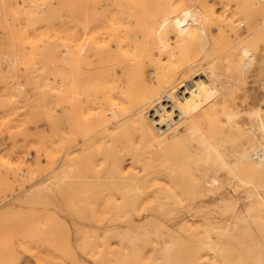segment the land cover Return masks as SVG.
I'll list each match as a JSON object with an SVG mask.
<instances>
[{
	"label": "rangeland",
	"instance_id": "1",
	"mask_svg": "<svg viewBox=\"0 0 264 264\" xmlns=\"http://www.w3.org/2000/svg\"><path fill=\"white\" fill-rule=\"evenodd\" d=\"M200 67L233 74L222 101H206L222 123L221 160L91 130L108 99L126 109L150 83ZM262 91L264 0H0V264H196L207 232L232 228L237 206L212 199L238 186L221 163L235 159ZM206 172L221 174L216 190ZM255 179L238 187L244 206L264 192ZM188 205L198 232L179 229ZM235 245L227 264L259 263Z\"/></svg>",
	"mask_w": 264,
	"mask_h": 264
},
{
	"label": "bare ground",
	"instance_id": "2",
	"mask_svg": "<svg viewBox=\"0 0 264 264\" xmlns=\"http://www.w3.org/2000/svg\"><path fill=\"white\" fill-rule=\"evenodd\" d=\"M175 78L172 80H159L155 85L150 83L136 99L128 98L129 100H125L127 102L126 109H123L120 101H115L112 98L108 99L106 106L110 108V111H107V114L109 113L110 116H106L102 108L97 110L98 112L96 111L95 115L92 116L91 130L94 132L100 131L103 134L102 138L105 134L109 137H115L117 135L123 136L124 133L126 134V131H130L139 137L140 143L144 148H149L156 153L160 151L167 152L169 148L171 149L176 145H181L186 155H193L196 160L199 159L200 154H203L202 156L206 160H210V158L221 160L222 151L220 153L218 143H222L223 141L221 139V134L223 133L221 128L222 123L216 119L215 114L207 112L210 105L206 101L210 96H214V102H221L222 97L217 92V89H229L231 85L230 78H233V74L224 80L218 72L210 70L208 67H202L193 73L185 75V77H180L178 81L176 80L177 82ZM260 99V102H252L244 110L243 121L247 125V130L239 147L232 151L235 159L231 162L223 159L221 163L223 169H225L222 172L226 175L229 174L235 179L237 181L236 185L238 186H234V184L233 186L224 187V190L218 192L212 199L213 204H215L230 197L229 204H226V206H233V208L237 206L234 214L227 218L232 222V228L228 231L226 227L228 223H226L221 228L219 237L217 238H213L208 233L209 231L207 235L204 234L205 238L202 241L203 244H201L205 248V250L202 248L203 251L206 252L197 254L195 257L196 264H227L228 262H232V260L235 261L229 258V249L235 244L247 245V248L244 247L245 251L249 248L250 250L247 251L252 252L250 254L254 256V260L256 259L259 262L258 264H264V192L255 189L254 193H248V196L251 195V201L245 206L244 204L248 201H246V196L237 192L240 185L254 182L256 181L254 178L259 177V175H264V126H262L260 118L261 111L264 109L262 107L264 106V91L260 93ZM220 113L226 122H232L233 117L235 118V113L230 111L225 110ZM128 114L129 116L127 117ZM224 142L222 143L223 145ZM209 163L212 164V162ZM213 163L215 164V162ZM119 167L121 168V165ZM216 173H210L211 175H208V173L207 175L205 174L206 178L204 183L210 191L214 188L216 190V186L220 182L221 174L217 175L218 173ZM183 176L185 175L183 174ZM72 178V174L68 173L66 181L68 183L74 181ZM175 179L179 180L178 178ZM188 189L191 191L193 187H188ZM179 191L180 193L184 191L183 186ZM185 191L187 192L188 190L186 189ZM166 195L157 198L173 199V202L176 201L177 203L180 202V197L182 200L185 198L183 194L173 198ZM180 210L182 211V209ZM183 212L182 214L180 213V225L178 224L180 231L182 233L185 231H197L198 227L186 223V217L187 221L190 219L193 222L194 219L191 218L193 215L191 206L189 207L188 205V207H185ZM244 238H248L249 241L247 243L244 242ZM243 246L240 245V247Z\"/></svg>",
	"mask_w": 264,
	"mask_h": 264
},
{
	"label": "built area",
	"instance_id": "3",
	"mask_svg": "<svg viewBox=\"0 0 264 264\" xmlns=\"http://www.w3.org/2000/svg\"><path fill=\"white\" fill-rule=\"evenodd\" d=\"M260 118H261V124H262V126H264V109H262V111H261Z\"/></svg>",
	"mask_w": 264,
	"mask_h": 264
}]
</instances>
